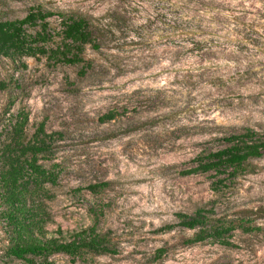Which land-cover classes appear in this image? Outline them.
<instances>
[{
	"label": "rangeland",
	"instance_id": "rangeland-1",
	"mask_svg": "<svg viewBox=\"0 0 264 264\" xmlns=\"http://www.w3.org/2000/svg\"><path fill=\"white\" fill-rule=\"evenodd\" d=\"M30 6L54 13L55 32L57 13L101 27L99 48L86 45L78 63L0 57V144L20 115L25 140L40 125L54 134L38 156L56 175L38 196L49 234L70 240L93 228L108 248L49 259L264 264V153L236 175L186 173L231 133L264 136V0H0V19L22 18ZM110 110L114 119L99 121ZM199 208L208 211L205 229L233 225L232 245L188 243L199 227L178 225L177 214ZM4 231L0 218V264H28L5 254Z\"/></svg>",
	"mask_w": 264,
	"mask_h": 264
},
{
	"label": "trees",
	"instance_id": "trees-1",
	"mask_svg": "<svg viewBox=\"0 0 264 264\" xmlns=\"http://www.w3.org/2000/svg\"><path fill=\"white\" fill-rule=\"evenodd\" d=\"M54 15L43 11L39 6H30L22 18L0 19V57L11 59L46 55L57 62L74 64L82 61L86 45L99 48L101 27L83 16L60 17V29L55 32L49 26L48 18ZM53 36H59L55 47L46 43ZM6 84L0 82V88ZM115 111L110 110L100 116L99 121L114 119ZM27 116L20 115L0 144V218L4 223L7 245L5 254L21 259L28 264H55L49 259L53 253L62 252L75 255L82 249L94 252H106L108 248L104 236L93 228L75 233L70 240L51 236L46 228L48 212L40 194L45 193V184L55 183L56 175L43 167L38 156L50 149L53 133H46L40 125L32 136L25 140L24 126ZM227 145L209 152L203 163L187 170L215 172L227 171L236 175L249 158L259 157L264 153V136L255 129L246 127L239 132L226 136ZM97 185L91 184L89 189ZM264 213V209H261ZM208 211L196 209L192 214L178 213V225L193 229L199 227L188 243L202 241L212 237L223 245H232L227 235L233 225L224 223L205 229ZM245 231L254 226L239 224ZM167 228L171 225L166 226ZM162 251V250H160Z\"/></svg>",
	"mask_w": 264,
	"mask_h": 264
}]
</instances>
